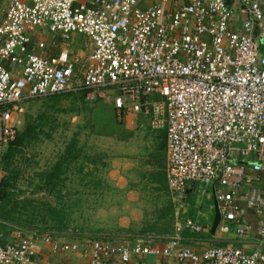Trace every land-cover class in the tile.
Segmentation results:
<instances>
[{"label":"built area","instance_id":"obj_1","mask_svg":"<svg viewBox=\"0 0 264 264\" xmlns=\"http://www.w3.org/2000/svg\"><path fill=\"white\" fill-rule=\"evenodd\" d=\"M226 1L9 0L0 22V158L27 101L81 92L89 101L110 98L118 117L139 114L151 129H165L166 186L175 200L191 182H216L227 189L215 194L218 228L243 236L249 226L232 199L244 163L260 171L264 162V0ZM44 33L59 38L57 53ZM76 36L86 39L83 55L69 50ZM38 239L53 252L88 249V264L159 253L152 235L131 245L62 243L17 228L0 244V264H36ZM177 242L171 237L162 254L178 264H264L259 250L227 244L198 253Z\"/></svg>","mask_w":264,"mask_h":264},{"label":"rangeland","instance_id":"obj_2","mask_svg":"<svg viewBox=\"0 0 264 264\" xmlns=\"http://www.w3.org/2000/svg\"><path fill=\"white\" fill-rule=\"evenodd\" d=\"M114 94L116 95L117 92ZM112 107L110 98H103L97 102L81 100L75 93L27 101L23 105L22 112L18 114L19 130L27 122H32L37 125V131L42 130V132L22 146V151L2 173L6 178H9V175L15 176L10 180V184L13 186L11 191L17 195V198L27 197L57 203V207L65 212V223L71 226L83 224L94 226V223L106 225L114 221L112 216L115 215L113 197L108 194L111 190L108 180L117 177L111 175L113 170H118L119 175L130 181L139 182L147 179L149 182H162L165 174L161 167V163L164 162L161 134L165 129H151L149 125L148 127L139 125L134 129L131 127L135 125L130 124L128 118L118 117L123 120L120 125L114 120ZM68 146H75L74 149L79 150V156L70 165H73L70 172L62 176L65 179L62 194H67L65 197L69 195L70 200L60 202L56 199L59 195L57 191L50 193L38 189L42 181L37 175L40 171L49 168L57 159V155L63 154ZM84 156L89 159L85 160ZM84 176V182L90 181L87 188H83L81 184ZM96 181L100 182L94 186ZM156 187L160 188L158 185ZM154 188V186L146 187L145 190L150 196L148 200L150 202L146 204L149 210L163 207L162 204L167 199L159 196V199L153 202L155 200L152 197H156L152 196ZM93 189L98 197L96 203L90 202L88 196L86 197L87 191ZM81 193L84 195L82 196ZM104 193L108 196H104ZM164 196H168L167 193ZM79 197L82 202H79ZM36 211L41 212L25 217L38 220L45 214L44 209ZM52 225L53 221L46 224L37 222L38 228H52ZM100 235L109 239H126L119 237L124 236L122 234Z\"/></svg>","mask_w":264,"mask_h":264},{"label":"crops","instance_id":"obj_3","mask_svg":"<svg viewBox=\"0 0 264 264\" xmlns=\"http://www.w3.org/2000/svg\"><path fill=\"white\" fill-rule=\"evenodd\" d=\"M23 1L26 3L31 2V0ZM8 3L9 0H0V22L3 19V14ZM46 34H43V37ZM44 39L47 43H50L48 48L50 54H55L59 51V38L48 34ZM75 39L74 43L68 45L70 52L75 55L85 54L88 51V48L84 47L86 39L79 36H76ZM54 45H56V48ZM124 118H128L129 123L135 125L131 127L134 129L139 125L147 127L149 125L148 118L139 114L130 113ZM137 133L138 131L135 134ZM161 135V147L164 149L162 151L164 162L161 163V167L164 174H166L165 132L163 131ZM243 169L244 180L237 188L232 199L237 217L240 218L242 223L249 226V230L243 236L237 235L234 230L228 233L221 232L218 228L220 220L216 229L213 232L211 231L215 216V203L217 204L215 194L227 190L222 186L219 187L216 182L203 187L197 182H191L186 187L185 191L187 193L184 192L183 195L175 200L167 189L165 175L162 182H149L147 179L136 182L126 180L119 175L118 170L111 172V175L117 177L108 180L111 186L108 194L113 197L112 203L115 204L113 210L115 215L112 216L114 221H110L106 225L94 223L93 228L98 234L124 235L119 237L126 239H109L108 241L126 245H131L135 239H140L141 236H154L152 244H154V248L159 253L133 256L130 264H178L173 257L162 254L169 246V239L171 237H178L176 249L189 246L198 253L203 252L210 246L221 247L227 244L237 246L246 253H251L255 250L264 252V162L260 171H253L249 162L244 163ZM153 183L157 184L153 185ZM156 185L160 188H157ZM152 186L155 187L152 189V196H156H151L155 200L153 202H156L159 196L160 198L164 197V199H167L162 204L164 205L163 207H155L149 210L146 204L150 202L148 201L150 196L145 190L146 187ZM87 192L86 197L88 196V200L96 203L98 197L95 194V189L88 190ZM161 192H164V194ZM165 193L168 196H164ZM102 196L100 195V197ZM104 196L108 195L104 193ZM189 222L200 226L201 230H193L188 224ZM143 226L144 228H142ZM11 236L12 232L6 238L5 236L3 238L8 241L11 239ZM57 240L62 243L80 242L77 238L70 236L58 237ZM50 249L49 244L38 239L35 249H33L34 254L32 255V259L36 264H88L90 259V251L88 249L75 251L59 250L57 252H53Z\"/></svg>","mask_w":264,"mask_h":264},{"label":"trees","instance_id":"obj_4","mask_svg":"<svg viewBox=\"0 0 264 264\" xmlns=\"http://www.w3.org/2000/svg\"><path fill=\"white\" fill-rule=\"evenodd\" d=\"M75 94H77L81 100L85 99L84 93L81 92ZM100 100L101 99H97L94 101L97 102ZM113 111L115 115L114 120H116V122L121 125L123 120L118 119V115L116 113L115 108H113ZM121 119H123V117ZM39 132H42V130L37 131V125L33 124L32 122H27L22 129L18 130L15 137L9 142L8 146L5 148L0 158V244H4L7 241V239H4L3 236H5L6 238V236H8L10 232L13 233V231L17 228L24 230L28 234L49 235L56 239L58 237L70 236L77 238L78 241L97 239L109 240V238H107L106 236L104 237L101 236L100 233L98 234L96 230H94L93 226H87L86 224L79 226H71L69 224H66L65 212L61 208L57 207V203L54 204L49 200L43 201L40 199H30L27 197L18 199L17 195H15L13 191H11L13 189V186L10 184V180L14 179L15 176L9 175V178H6L2 175V173L3 171L8 169V166L22 151V146L26 142L35 139ZM74 147H66L64 153L61 155H57V159L49 168L40 171L37 175L42 181L41 186H39L38 189L45 190L50 193L57 191L59 195L56 199L60 202H63L64 200H70L68 198L69 195L65 197V195L67 194H62L65 181L62 176L70 172V170L73 168V165H70L73 161L77 159V156H79V150L74 149ZM83 158L85 160L89 159L87 156H84ZM79 171H83V169H79ZM85 176L81 181L82 186H84L83 188H87V185L90 184V182H84ZM99 182L100 181H96L94 186H96ZM81 197H79V202H82ZM37 209L45 210V214L42 215L41 218L37 220L33 219V217H25L26 215L33 216L35 215V213H40L41 211L37 212ZM21 211L26 212V214H23ZM38 221L43 222L45 224L53 221L52 228H38Z\"/></svg>","mask_w":264,"mask_h":264},{"label":"water","instance_id":"obj_5","mask_svg":"<svg viewBox=\"0 0 264 264\" xmlns=\"http://www.w3.org/2000/svg\"><path fill=\"white\" fill-rule=\"evenodd\" d=\"M226 2L229 3V0H227ZM199 185L202 186V187L204 186V184H202V183H199ZM185 193H187V191H185ZM219 220H220V213H219L217 204L215 203V216H214L212 229H211L212 232L216 229Z\"/></svg>","mask_w":264,"mask_h":264}]
</instances>
